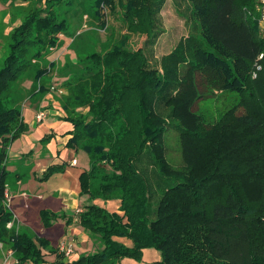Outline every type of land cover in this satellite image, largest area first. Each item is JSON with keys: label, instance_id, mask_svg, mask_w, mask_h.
Here are the masks:
<instances>
[{"label": "trees", "instance_id": "1", "mask_svg": "<svg viewBox=\"0 0 264 264\" xmlns=\"http://www.w3.org/2000/svg\"><path fill=\"white\" fill-rule=\"evenodd\" d=\"M30 1L34 7L11 31L0 68V242L17 255L13 264H45L43 249L56 254L54 264H117L125 257L141 261L144 248L161 252L156 264H264V31L258 0H187L195 25L193 57L184 45L177 46L173 53L186 70L162 75L145 47L159 38L155 9L166 0L98 1L111 9L121 6L128 29L148 38L137 49L120 40L104 53L85 56L91 63L71 83L72 101L85 111L76 115L65 109L62 118L73 124L63 135L68 136L65 146L89 156L80 193L90 201L77 220L99 244L73 260L49 238L8 227L14 221L6 203L8 148L29 124L1 95L30 66L29 46L55 47L67 27L55 6L68 0ZM256 63L263 70L254 77ZM166 83L175 93L162 116L155 104ZM216 92L235 93L239 102L206 121L194 105ZM169 127L179 131L181 166L168 159ZM66 166L50 164L39 178L46 181ZM96 198L121 199L123 213L93 202ZM64 216L40 210L46 228Z\"/></svg>", "mask_w": 264, "mask_h": 264}, {"label": "rangeland", "instance_id": "2", "mask_svg": "<svg viewBox=\"0 0 264 264\" xmlns=\"http://www.w3.org/2000/svg\"><path fill=\"white\" fill-rule=\"evenodd\" d=\"M69 1H64L55 6L58 18L67 20L66 29L57 35L58 45L55 47L38 44L30 45L27 55L30 66L20 73L19 78L12 82L9 89L1 95L7 106L20 108L27 119L30 117V110H37L40 107H46L47 109L51 106L46 102L50 96L52 99L48 100L49 102L54 101L61 106L60 115H62L61 119L63 121H67L62 118L67 113L65 109L76 115L82 110L85 111L83 107L72 101L71 86V83L75 82L77 77L86 72L88 65L91 63V60H86L85 56L93 52L104 53L120 40H125L127 44L137 49L142 47L145 39L148 38V35L144 32H133L128 29L124 9L117 4L115 9H111L109 6L103 7V3L99 5V0ZM189 6L187 0H166L162 7L155 9L161 31L159 38H156L153 42H147L145 49L157 74L162 75L166 72L172 74L177 71L181 74L184 73L183 70H186V65L180 64L179 59L173 53L179 45H184V51L189 58L193 57V39L190 34L195 32V25L191 18ZM33 7L34 1L31 2L30 0H0V68L3 66L5 57L10 50L11 31L25 19V16ZM34 37L35 32L32 31L31 38L35 39ZM262 67L261 64V69H258L256 63L254 72L258 75L259 71L263 70ZM59 90H62V92ZM173 93H175V88L170 83H166L160 91L155 104V110L160 115L166 116L168 114L167 101ZM238 102L239 96L235 93L216 92L200 99L194 105V110H198L206 118V121H214L221 112ZM243 112V108L238 111L239 114ZM175 124L173 122V125ZM27 141H29L28 138L22 134L10 144L8 155L11 146L12 152L16 151V147L18 148L17 152L24 149L25 151L23 156L17 155L14 158L10 155L6 180L10 193H19L22 190L21 192H25L23 195L25 198L31 197L30 199H33L38 197L41 192L38 189L43 187L47 189V183H43L39 178L43 170L37 164V159L42 158L41 160L45 161L53 155H48L45 147L46 141L42 139L44 150L35 151L33 149L34 151L27 152L26 148L28 146V150L34 148ZM166 145L170 162L181 166L183 162L177 128L169 127L166 134ZM78 155L80 160L78 168H80L84 165V161H88L89 156L83 150H79ZM22 157L24 158L22 159ZM46 161L47 164L50 163V159ZM17 174H21L20 183L17 180ZM29 204L27 203V206ZM33 204L35 203L32 202L30 205ZM33 212L32 206L27 214ZM16 226L14 227L17 229ZM25 230L36 237L38 236V232L35 233L30 228ZM0 247V258L2 257L4 262L9 248ZM17 259V255L13 252L9 258L10 264L15 263ZM27 264L35 263L28 262Z\"/></svg>", "mask_w": 264, "mask_h": 264}, {"label": "crops", "instance_id": "3", "mask_svg": "<svg viewBox=\"0 0 264 264\" xmlns=\"http://www.w3.org/2000/svg\"><path fill=\"white\" fill-rule=\"evenodd\" d=\"M50 99H52L51 96L47 98L46 102L47 104H51V106H49L47 109L46 107H40L39 109L36 108L37 110H30V117L28 119L22 112L25 120L31 126V128L23 135L28 138L29 141H27V143L34 147L28 150V146L26 151L30 152L34 150H44L41 139L46 134H52V138L45 143L46 152L48 155H53L52 157L46 159H50V163L47 164L48 162L46 160L42 161V158H38L37 164L43 171L48 167V165L53 163H66L67 166L63 172H56L47 181H43V183H47V189L44 187L38 189L41 192L36 198H25L23 196L25 192H21L22 190L19 193L12 194L7 188V193L11 197L9 208L14 213L15 220L13 225H17V229L29 230L30 228L35 231V233L38 232V236L49 238L53 245L59 247L60 250L62 249V246H65L66 248L71 246L72 252L70 255H68L67 259L72 260L78 258L83 252L94 251L99 247V244L93 242L92 238L77 220V213L81 211L84 208V205L90 201L88 194L80 193V174L82 171L89 168V157L88 161H84V165L78 168L80 161L78 158L79 150L66 147L65 142L68 136H63L65 133L73 129V124L69 121H63L61 119V106L59 103L57 104L54 101L49 102L48 100ZM40 110H44L46 112V116L42 120H38L36 117ZM17 149L18 148L16 147V151L12 152L11 146L10 154L8 155L6 162L7 168L10 155H12L14 158L17 155L23 156L25 149L20 152H17ZM23 158L24 157H22V159ZM73 159H76V164L71 163ZM17 176V180L19 182L21 174H17ZM32 202L35 203L32 205L34 212L27 214L29 213L30 207H32L30 205ZM93 202L106 207L110 211H116L121 214L123 213L120 210L121 199L119 198H96L93 200ZM27 203L30 204L27 206ZM43 208L50 209L57 213H63L65 216L57 218L53 221V224L50 227L46 228L40 219V210ZM69 217H72L73 220L71 223H66V218ZM22 225L25 228H23ZM114 239L121 241L128 246L133 245L132 240L127 237L115 236ZM43 252L46 259L45 264H54L56 260V254L46 249H43ZM160 259L161 252L159 250L155 248H144L143 258L141 261H137L130 257H125L117 264H156ZM0 264H3L2 257L0 258Z\"/></svg>", "mask_w": 264, "mask_h": 264}, {"label": "built area", "instance_id": "4", "mask_svg": "<svg viewBox=\"0 0 264 264\" xmlns=\"http://www.w3.org/2000/svg\"><path fill=\"white\" fill-rule=\"evenodd\" d=\"M258 8H259L260 13H261L260 25H261L262 30L264 31V0H258ZM262 56H263V54L260 55V57H262ZM257 68L261 69V64L257 63ZM253 73H254L253 76L256 77L257 74L255 72H253ZM52 88H54V86H52ZM59 91L62 92V90H59ZM45 116H46V112L44 110H40L36 115L38 120H42ZM71 163L76 164V159H73ZM10 202H11V197L8 193H6V203H7L8 207L10 205ZM14 220H15V217H14ZM13 222L14 221L9 222L8 227H11L13 225ZM0 246H2L1 242H0ZM61 251L65 252V254L68 256L71 254L72 248H71V246H69L68 248H66L65 246H62ZM12 254H13V250L9 249L8 254H7L3 264H10L9 258L12 256Z\"/></svg>", "mask_w": 264, "mask_h": 264}]
</instances>
